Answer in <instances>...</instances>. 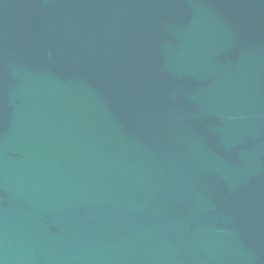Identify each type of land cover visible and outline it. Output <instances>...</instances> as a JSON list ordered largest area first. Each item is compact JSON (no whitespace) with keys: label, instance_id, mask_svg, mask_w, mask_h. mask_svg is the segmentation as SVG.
<instances>
[{"label":"water","instance_id":"95a60500","mask_svg":"<svg viewBox=\"0 0 264 264\" xmlns=\"http://www.w3.org/2000/svg\"><path fill=\"white\" fill-rule=\"evenodd\" d=\"M0 264H264V0H0Z\"/></svg>","mask_w":264,"mask_h":264}]
</instances>
